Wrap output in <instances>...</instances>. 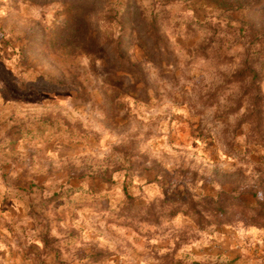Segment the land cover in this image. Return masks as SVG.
Segmentation results:
<instances>
[{"label": "rangeland", "instance_id": "374dc122", "mask_svg": "<svg viewBox=\"0 0 264 264\" xmlns=\"http://www.w3.org/2000/svg\"><path fill=\"white\" fill-rule=\"evenodd\" d=\"M228 2L0 0V264H264L241 209L200 228L162 203L264 207V0Z\"/></svg>", "mask_w": 264, "mask_h": 264}, {"label": "trees", "instance_id": "16d2710c", "mask_svg": "<svg viewBox=\"0 0 264 264\" xmlns=\"http://www.w3.org/2000/svg\"><path fill=\"white\" fill-rule=\"evenodd\" d=\"M261 0H229L228 8L236 9L238 7L245 8L247 10L251 9L253 5H258V3ZM225 19H219L218 13L215 14V16L210 15L207 17L204 21L196 22V20H193V22H189L191 24L196 23L199 27L204 26L209 29L216 28L218 23L221 21H224ZM232 19L229 18L225 21V24H231ZM238 22L241 24L240 28L245 31L247 36L252 35L251 27L248 25V23L241 19H238ZM260 46L257 49H254V56L264 53V40H259ZM263 41V42H262ZM249 58H246L243 60L242 68L235 72L231 77L233 79H241L245 77H251L252 79H256L257 72L252 68V60H248ZM37 86H44L47 89H57V88H63L66 87L65 84H63L60 81L54 80L49 77H39L38 80H36L35 83ZM261 143V142H259ZM76 192L74 188L71 187H65L63 189H59L57 191H52L48 196H43L42 200L47 204L50 202H53L57 199H63L67 200V202L70 201V195ZM72 199V198H71ZM164 202L162 203H168L170 207L169 215L173 216L178 211H183L188 217L192 219V221L200 228H203L207 225H213V226H221V225H229L230 223L233 224L234 222H239V220L233 219L234 215V209H241V212H243L247 216V225H256L259 227H264V207L260 206V202L257 204V208H250V206L244 204L241 200H235L231 199L229 201H213L211 202V206L204 205L199 206V200H193L192 198H189V200H186L185 207H182V203L179 201H169V200H162ZM145 207L142 204H137L133 202V197L129 194L125 195V199L122 202V208L125 209L126 216H134L141 214V208ZM249 210H252L253 213L249 214ZM242 213V214H243ZM244 216V215H243ZM193 264H200L198 262H194Z\"/></svg>", "mask_w": 264, "mask_h": 264}]
</instances>
